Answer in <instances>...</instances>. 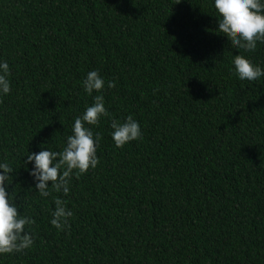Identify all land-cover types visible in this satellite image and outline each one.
Segmentation results:
<instances>
[{"label":"trees","instance_id":"1","mask_svg":"<svg viewBox=\"0 0 264 264\" xmlns=\"http://www.w3.org/2000/svg\"><path fill=\"white\" fill-rule=\"evenodd\" d=\"M215 15L213 0H0V160L35 220L33 246L0 264H264V77L231 63L264 67V44L231 45ZM92 70L109 113L89 126L100 163L42 198L23 162L62 150L97 94L82 87ZM129 115L143 136L118 148L110 123ZM57 197L73 212L63 230Z\"/></svg>","mask_w":264,"mask_h":264},{"label":"clouds","instance_id":"2","mask_svg":"<svg viewBox=\"0 0 264 264\" xmlns=\"http://www.w3.org/2000/svg\"><path fill=\"white\" fill-rule=\"evenodd\" d=\"M218 19V31L227 37L231 45L246 52H254L258 44H264V0H213ZM233 71L239 80L256 81L264 77V67L254 64L244 55H235L231 62ZM11 68L7 60L0 59V98L11 92ZM113 81L107 82L108 88L115 87ZM82 87L93 97V104L86 106L83 114L75 118L71 135H68L61 151L45 148L27 155L23 162L25 169L33 178L34 187L42 198L52 191L67 196L70 191V179L95 169L100 163L97 147L101 136L94 133L103 117L109 115L105 107V98L99 94L105 88V79L98 70L89 71L82 81ZM110 135L116 147H124L131 141L142 139L140 123L129 115L123 122L112 119ZM30 166V167H29ZM0 256L20 253L34 244L33 233L29 231L35 220L21 213L8 192L10 173L15 170L7 159L0 160ZM51 182V185H49ZM51 224L58 230L70 227L69 218L73 212L67 202L57 197L54 200Z\"/></svg>","mask_w":264,"mask_h":264}]
</instances>
